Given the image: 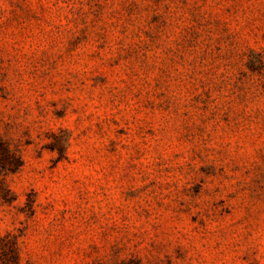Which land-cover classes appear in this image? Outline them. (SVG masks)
Segmentation results:
<instances>
[{"label": "rangeland", "instance_id": "rangeland-1", "mask_svg": "<svg viewBox=\"0 0 264 264\" xmlns=\"http://www.w3.org/2000/svg\"><path fill=\"white\" fill-rule=\"evenodd\" d=\"M5 149L19 264H264V0H0Z\"/></svg>", "mask_w": 264, "mask_h": 264}, {"label": "trees", "instance_id": "trees-1", "mask_svg": "<svg viewBox=\"0 0 264 264\" xmlns=\"http://www.w3.org/2000/svg\"><path fill=\"white\" fill-rule=\"evenodd\" d=\"M12 159V163H6V159ZM9 164V165H7ZM21 165L20 157L5 149V153L0 155V173L14 172ZM0 264H19L17 249L14 243L0 244Z\"/></svg>", "mask_w": 264, "mask_h": 264}]
</instances>
